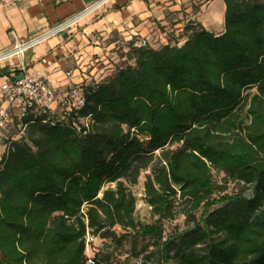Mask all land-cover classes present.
<instances>
[{
    "label": "trees",
    "instance_id": "16d2710c",
    "mask_svg": "<svg viewBox=\"0 0 264 264\" xmlns=\"http://www.w3.org/2000/svg\"><path fill=\"white\" fill-rule=\"evenodd\" d=\"M223 2L222 34L189 22L180 47L130 44L134 63L79 86L84 107L66 122L23 118L0 159V264H87V231L115 227L153 237L161 264H264V0ZM146 170L153 225L135 221L122 181ZM228 180L250 196L227 194ZM178 198L194 226L160 242Z\"/></svg>",
    "mask_w": 264,
    "mask_h": 264
},
{
    "label": "crops",
    "instance_id": "0c3cea01",
    "mask_svg": "<svg viewBox=\"0 0 264 264\" xmlns=\"http://www.w3.org/2000/svg\"><path fill=\"white\" fill-rule=\"evenodd\" d=\"M98 1L0 0V53L82 14L72 28L1 61L0 86L12 75H22L23 65L25 72L44 76L58 90L79 87L105 72L107 67L95 64L111 55L120 40L124 48L139 40H150V47L158 49L162 42L168 43L167 33L174 30L177 35L183 31L184 15L215 36L224 32L225 4L221 14L210 12L209 18L205 16L215 2L223 0L194 3L185 11L180 8L185 0H107L90 10ZM104 75H110L109 71ZM3 132L0 130V135ZM4 149L3 154L6 145Z\"/></svg>",
    "mask_w": 264,
    "mask_h": 264
},
{
    "label": "rangeland",
    "instance_id": "374dc122",
    "mask_svg": "<svg viewBox=\"0 0 264 264\" xmlns=\"http://www.w3.org/2000/svg\"><path fill=\"white\" fill-rule=\"evenodd\" d=\"M209 0H185L180 5L182 11L187 9H191L193 4H205ZM223 1H217L212 5L210 11H207L205 16L209 18L210 12H215V14L222 13ZM193 11V10H192ZM186 16L184 19L183 26L187 25L190 16ZM187 22V23H186ZM200 25V24H199ZM73 27V26H72ZM181 33L175 34V31H170L167 33V37L165 42L172 46H178L184 44L186 41L184 34L186 31L184 30ZM146 47H150V40H146ZM164 42L161 43L160 47L167 45ZM111 53L104 56V59L95 65H100L99 67L105 68V72L101 73L100 76L96 80H89L85 85L98 84L101 83L107 78V76L113 75L120 68H123L125 64L130 63L133 64V61L127 60V54L129 53V49L124 48L122 41L120 40ZM105 63V65H104ZM97 67V68H99ZM109 71L110 75L105 76ZM99 73H96L98 75ZM94 75V76H96ZM103 79H100V78ZM98 82V83H96ZM77 87V86H76ZM81 89V87H79ZM85 86L82 87L84 90ZM254 92V90L250 91ZM53 119H57L62 122H66L67 112L64 108L55 106L53 108ZM245 115V112L243 113ZM78 124H85V120L83 118H78L75 125L78 127ZM21 125V126H19ZM26 134V128L19 124V122L15 121L12 125L8 127V131H4L3 135H0V156L3 154L4 146L14 138L20 139L22 136ZM150 175V170L143 171L138 178L136 185H130L125 182L124 179L122 181L125 183V186L128 188V191L135 198V209H134V219L140 225H153L155 224L157 217L153 215L151 211V207L146 202V195L144 191V181L146 180V176ZM213 181L215 184H222L224 181V175L222 173H217L212 171ZM116 187V183H105L103 185V190L105 189H114ZM240 191H243L244 197H249L251 194L250 187H242V184H237L234 181H227V191L226 193L229 195H236ZM217 207V206H216ZM215 208V207H214ZM213 208V209H214ZM212 209V210H213ZM190 213V209L188 204L183 199H177L175 201V205L172 211L173 217L170 220H166L162 224V241L173 238L177 234H182L183 232H189L193 226L195 221L188 216H185ZM201 214V211L194 213L195 217L198 218ZM114 238L103 239L98 235H92V233L88 230L85 235V243H86V255L91 256L95 254L96 257L100 260L101 264H161L160 253L158 252L160 249V243L157 242L151 236H143L140 232H130L125 231L120 227H115ZM200 247V246H198ZM197 247V248H198ZM199 250V249H195ZM172 261H169L168 264H171Z\"/></svg>",
    "mask_w": 264,
    "mask_h": 264
},
{
    "label": "built area",
    "instance_id": "2783aa9c",
    "mask_svg": "<svg viewBox=\"0 0 264 264\" xmlns=\"http://www.w3.org/2000/svg\"><path fill=\"white\" fill-rule=\"evenodd\" d=\"M106 2L107 0H99L90 10H94ZM81 15L70 18L23 43L17 44L11 50L0 53V62L23 54L57 34L72 28L78 23ZM135 45L146 47L147 42L146 40H139ZM20 68L23 72L22 75H12L5 79L0 86V130L7 132L8 127L15 121L22 124L23 118L30 112L53 114V106H60L68 112L77 111L84 107V99L78 87L72 86L61 91L55 88L44 76L38 73L25 72L23 65ZM89 118L84 119V126H87L86 122ZM74 127L80 130L75 124ZM86 261L87 264H95L94 259L90 256H87Z\"/></svg>",
    "mask_w": 264,
    "mask_h": 264
}]
</instances>
